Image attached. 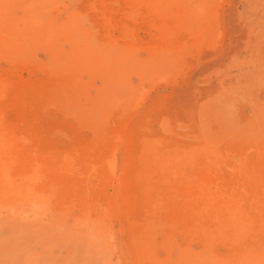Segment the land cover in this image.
<instances>
[{
    "label": "rangeland",
    "instance_id": "374dc122",
    "mask_svg": "<svg viewBox=\"0 0 264 264\" xmlns=\"http://www.w3.org/2000/svg\"><path fill=\"white\" fill-rule=\"evenodd\" d=\"M0 154L20 264L264 257V0H0Z\"/></svg>",
    "mask_w": 264,
    "mask_h": 264
},
{
    "label": "bare ground",
    "instance_id": "6f19581e",
    "mask_svg": "<svg viewBox=\"0 0 264 264\" xmlns=\"http://www.w3.org/2000/svg\"><path fill=\"white\" fill-rule=\"evenodd\" d=\"M177 1V0H176ZM183 5V4H182ZM194 10V9H193ZM2 18V17H1ZM108 103V102H107ZM1 155V154H0ZM2 156V155H1ZM2 158V157H1ZM1 160V159H0ZM1 165L2 162H0V171L1 169ZM3 168V167H2ZM4 170V168H3ZM2 170V172H3ZM2 172H0V174H3ZM5 172V171H4ZM5 174V173H4ZM207 190V189H206ZM1 191V190H0ZM10 192V191H8ZM203 192V191H202ZM208 192V191H207ZM28 193V192H27ZM203 194V193H202ZM205 194V192H204ZM203 194V196H204ZM214 196V195H213ZM233 197V196H232ZM229 196L224 195V198H219V197H211L210 195H207L206 203L207 202H211L213 203L214 201L218 200L217 203V207L222 206L223 204L227 207L229 206V204L231 203V200ZM226 200V201H225ZM204 203V202H203ZM7 205V204H6ZM216 205V204H215ZM2 206V205H1ZM237 207V206H236ZM11 209V208H10ZM213 209V208H212ZM227 209V208H226ZM237 209V208H236ZM229 211V212H228ZM227 214H226V222L228 224H230L231 226H233L234 228H238L237 231L241 232L243 227H244V223H243V217L241 218L240 213H235L234 209L232 207H228L227 210ZM247 214V213H246ZM6 215V214H5ZM5 215H1L0 214V227L3 223L8 222L7 220V216ZM9 217V216H8ZM225 219V217H223ZM246 219V217H245ZM13 221V220H12ZM15 221V220H14ZM248 221V220H246ZM16 225V224H15ZM229 225V226H230ZM264 225V224H262ZM247 226V224H246ZM38 227V226H37ZM41 227V226H40ZM44 227V226H43ZM17 228V226H16ZM47 230V229H46ZM54 230V228H53ZM12 231V230H11ZM41 231V230H40ZM48 231V230H47ZM236 231V232H237ZM18 232V231H17ZM71 235V234H70ZM43 236V235H42ZM62 236V234H61ZM9 237H10V233L9 235H6L5 233L3 234V232L0 229V264H20V261L18 262V257H16L15 259H13V255H12V248L10 246L11 243H9ZM48 239V238H47ZM18 240V239H17ZM21 240V239H20ZM56 240V239H55ZM54 241V239H53ZM59 241V240H57ZM19 242V240H18ZM43 244V243H42ZM26 245V244H25ZM25 247V246H24ZM20 248V247H19ZM256 248V247H255ZM14 252H16L14 250ZM13 252V253H14ZM62 252V251H61ZM34 253V252H33ZM64 253V252H63ZM70 253V252H69ZM208 253V252H207ZM207 253H203L200 254L199 256L194 257H189V262L192 264H223L222 261H214ZM71 255V253H70ZM193 256V255H192ZM29 257V256H28ZM235 257V261L233 264H264V257H261V255L253 252V253H249L246 250H241L240 252H237V254L234 256ZM32 259V258H31ZM35 260V259H34ZM39 261V260H38ZM41 264V263H40ZM43 264V263H42ZM46 264V263H45ZM54 264V263H53ZM57 264V263H56ZM188 264V263H187Z\"/></svg>",
    "mask_w": 264,
    "mask_h": 264
}]
</instances>
